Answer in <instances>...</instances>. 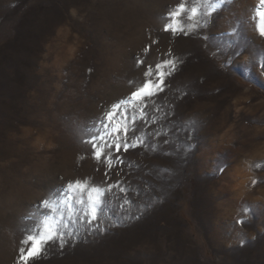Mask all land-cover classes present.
Masks as SVG:
<instances>
[{"label":"rangeland","instance_id":"374dc122","mask_svg":"<svg viewBox=\"0 0 264 264\" xmlns=\"http://www.w3.org/2000/svg\"><path fill=\"white\" fill-rule=\"evenodd\" d=\"M260 8L0 0V264H264Z\"/></svg>","mask_w":264,"mask_h":264},{"label":"snow or ice","instance_id":"6c2138e0","mask_svg":"<svg viewBox=\"0 0 264 264\" xmlns=\"http://www.w3.org/2000/svg\"><path fill=\"white\" fill-rule=\"evenodd\" d=\"M261 8L257 11V18L259 21L258 29L261 32L262 35H264V0H260ZM167 30V29H166ZM150 85H146L145 88L134 94L136 98H139L141 95H143L145 92H148L150 90ZM41 246V242H37L33 245V247L26 252L21 254L20 261L21 264H26L27 261H29L38 251V249Z\"/></svg>","mask_w":264,"mask_h":264}]
</instances>
